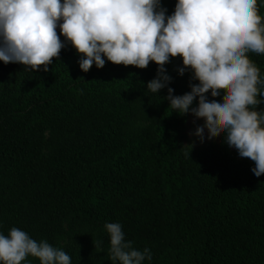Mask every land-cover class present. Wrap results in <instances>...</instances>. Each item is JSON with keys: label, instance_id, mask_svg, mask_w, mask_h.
I'll return each instance as SVG.
<instances>
[{"label": "trees", "instance_id": "trees-1", "mask_svg": "<svg viewBox=\"0 0 264 264\" xmlns=\"http://www.w3.org/2000/svg\"><path fill=\"white\" fill-rule=\"evenodd\" d=\"M161 3L173 11L175 0ZM257 12L264 23V0ZM246 55L264 79V54ZM77 59L68 44L47 72L0 61V233L21 229L71 264H111L104 225L118 222L134 248L151 251L143 264H264L254 162L219 143L183 148L187 114L171 111L166 89H146L154 62L85 73ZM180 64L165 66L174 95L190 90Z\"/></svg>", "mask_w": 264, "mask_h": 264}, {"label": "clouds", "instance_id": "clouds-1", "mask_svg": "<svg viewBox=\"0 0 264 264\" xmlns=\"http://www.w3.org/2000/svg\"><path fill=\"white\" fill-rule=\"evenodd\" d=\"M261 19L257 0H175L170 14L161 0H0V61L47 72L52 58L70 44L85 73L106 61L141 69L154 62L156 74L146 89L153 94L166 89L163 99L171 111L191 114L193 123L202 119L189 135L201 143L222 135L239 157L254 162L251 171L259 177L264 174V109L249 106L264 104V87H257L264 79L246 53L264 54ZM177 56V74H190V90L174 95L165 66ZM104 228L111 264L151 260L147 247L138 250L124 238L118 222H106ZM27 256L40 264H71L65 251L21 229L0 233V264H29Z\"/></svg>", "mask_w": 264, "mask_h": 264}, {"label": "rangeland", "instance_id": "rangeland-1", "mask_svg": "<svg viewBox=\"0 0 264 264\" xmlns=\"http://www.w3.org/2000/svg\"><path fill=\"white\" fill-rule=\"evenodd\" d=\"M201 123H202V119H196L195 120V123H193V116L191 114H187V118H186V121L184 123L183 132H182V136H183V139H182V147L183 148L190 147L189 144L192 145L191 147H200V146H203V145H205L207 143H219V144H224L225 146H227L223 142L222 135L213 136L211 139L206 138L203 143L199 142L195 136L189 135L190 131H193L194 130L196 124H201ZM229 149L232 152H234L239 159L250 160L248 158H241V157H239L237 155V152H236L235 149H233V148H229Z\"/></svg>", "mask_w": 264, "mask_h": 264}]
</instances>
